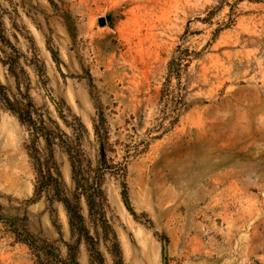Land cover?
I'll use <instances>...</instances> for the list:
<instances>
[{
	"label": "rangeland",
	"instance_id": "obj_1",
	"mask_svg": "<svg viewBox=\"0 0 264 264\" xmlns=\"http://www.w3.org/2000/svg\"><path fill=\"white\" fill-rule=\"evenodd\" d=\"M0 85L78 134L104 194L72 232L0 100V264H264V0H0Z\"/></svg>",
	"mask_w": 264,
	"mask_h": 264
},
{
	"label": "trees",
	"instance_id": "obj_2",
	"mask_svg": "<svg viewBox=\"0 0 264 264\" xmlns=\"http://www.w3.org/2000/svg\"><path fill=\"white\" fill-rule=\"evenodd\" d=\"M1 62L3 65L9 64L10 71L14 72V63L3 59ZM3 88L4 87L0 85V100H2L3 106L13 113L21 123L26 125L31 136V151L29 156L32 159L33 168L36 172L34 183L35 195L39 196L43 192L49 193L53 191L52 198L61 201L66 210L71 231H77L79 236L82 237L83 234H86V229L79 200L81 197L84 198L89 211L102 207L104 194L101 188L102 173L99 172L100 168L97 167L93 170L90 168L89 164L86 163L81 149L79 148L78 134L70 138L60 130L58 124L54 120L49 118L46 122L42 119L38 113H36L37 111L31 99H28L27 96L10 100ZM80 126L82 127L81 124ZM93 126L95 134L98 136L100 143H102L105 139L104 131H101L98 125L94 124ZM40 138L44 141L46 149L45 155H41L35 146L36 141ZM55 148H58L66 154L70 165L71 179L74 184L73 192L70 196L65 195L59 188L60 175L54 161ZM99 154L100 162L104 160L105 156L102 147ZM83 231L84 233H82ZM88 238L90 239L89 236ZM94 251L99 254L98 251ZM96 260L100 264H104L100 254L99 258ZM73 262L77 264L75 260H73Z\"/></svg>",
	"mask_w": 264,
	"mask_h": 264
},
{
	"label": "water",
	"instance_id": "obj_3",
	"mask_svg": "<svg viewBox=\"0 0 264 264\" xmlns=\"http://www.w3.org/2000/svg\"><path fill=\"white\" fill-rule=\"evenodd\" d=\"M99 23H101V24L104 23V19L103 18H100L99 19Z\"/></svg>",
	"mask_w": 264,
	"mask_h": 264
}]
</instances>
